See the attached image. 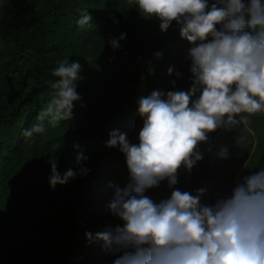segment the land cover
<instances>
[{"label":"trees","instance_id":"1","mask_svg":"<svg viewBox=\"0 0 264 264\" xmlns=\"http://www.w3.org/2000/svg\"><path fill=\"white\" fill-rule=\"evenodd\" d=\"M208 2L210 6L217 0ZM36 4L0 5V201L23 187L34 191L26 204L14 208L15 226L9 229L17 243L4 240L10 230L1 224L6 216L0 218V264H114L118 254L106 250L96 234L123 224L109 208L115 193L110 185L123 189L131 181L125 155L118 147L106 146L109 134L118 130L131 144H138L143 127L138 100L154 90L165 94L190 90L193 45L181 38L182 26L175 21L162 31L159 18L145 16L137 0H39ZM84 14H90L92 21L80 27L77 21ZM95 34L108 41L111 54L106 62L116 69L112 86L96 82L93 74L81 69L76 81L81 99L74 102L71 118L58 124L62 128L54 136L26 138L24 131L53 98L52 84L59 79L53 70L61 61L71 63L76 43ZM121 34H126L125 39H119ZM113 38L119 45L115 49ZM61 52L64 60L59 58ZM97 78L100 81L99 74ZM249 119L248 129L241 124L208 133V140L196 149L203 159L191 173L182 166L174 187L194 196L204 189L201 203L213 205L230 195L244 176L264 168V113ZM44 124L50 126L47 119ZM30 144L33 155L23 156ZM225 148L228 157L222 158ZM80 153L87 159L77 163ZM52 164L61 176L71 169L76 178L53 188ZM19 167L34 171L36 179H24ZM83 168L90 171L82 174ZM171 191L166 179L145 195L159 203ZM86 233L92 234L91 240ZM12 246L23 249L11 252Z\"/></svg>","mask_w":264,"mask_h":264},{"label":"clouds","instance_id":"2","mask_svg":"<svg viewBox=\"0 0 264 264\" xmlns=\"http://www.w3.org/2000/svg\"><path fill=\"white\" fill-rule=\"evenodd\" d=\"M137 4L145 16L159 18L162 31L173 21L182 26L181 38L193 45L192 86L166 94L154 90L138 100L143 118L138 144L118 130L109 134L106 146L125 155L131 182L123 189L110 185L115 193L109 208L123 224L97 233L96 239L118 254L114 264H264V168L244 176L230 195L213 205L201 203L204 189L194 196L174 187L182 166L191 173L203 159L196 149L208 133L241 124L248 129L249 117L264 113V0H217L210 6L208 0ZM91 21L84 14L77 24L84 27ZM110 43L114 49L119 46L115 38ZM81 69L79 61L65 60L53 70L59 78L52 84L53 98L38 122L24 131L26 138L45 133V119L56 127L71 118L74 102L81 99L76 91ZM172 72L169 68L168 74ZM220 155L227 158L228 150ZM86 159L80 153L77 163ZM76 176L71 169L61 176L52 164L50 184L65 185ZM166 179L172 189L169 198L157 203L145 195ZM86 236L92 239L91 233Z\"/></svg>","mask_w":264,"mask_h":264},{"label":"rangeland","instance_id":"3","mask_svg":"<svg viewBox=\"0 0 264 264\" xmlns=\"http://www.w3.org/2000/svg\"><path fill=\"white\" fill-rule=\"evenodd\" d=\"M39 0H0V5L5 6H15V7H29L38 5ZM29 3V4H27ZM110 48L108 46V41L106 40V37L103 35L95 34L93 37L88 39L87 37H84L83 40L79 41L75 45V53L72 61H79V63L82 66L83 71H86L88 75H94L96 82H99L100 84H103L106 87L112 86L113 82L115 81L116 76V69L113 64L106 62V55H110ZM64 52H61L59 58L60 60H64ZM110 58V57H109ZM65 61V60H64ZM110 61V59H109ZM97 74L100 76V81L97 78ZM92 75V76H93ZM36 118V123H37ZM46 131L43 134H34L36 137H50L54 136L57 132L60 131L62 128L61 126L52 127L50 124L49 127H45ZM58 134V133H57ZM33 147L32 144L29 146H26L24 150L22 151V155H33ZM42 158L44 155H40ZM27 158V157H26ZM27 167H19V170L17 171L19 175L23 176L24 179L34 181L36 178L35 172L30 170ZM15 192L9 193L8 195L4 196V199L0 201V218L3 216H6V221L1 222V224L4 227V230L9 231L11 227L15 226V217L16 212L14 210L15 207L17 209L21 207L22 205L26 204L30 198L33 196V189L23 187L21 190ZM14 213V215H13ZM6 236L4 240L6 242H10V244L17 243L16 236H13L11 233V230L9 233H5ZM12 237V239L10 238ZM3 243H0V245ZM6 248V247H5ZM23 249V248H21ZM19 247L12 246V248L9 250L11 252H18ZM25 252L30 255L33 258H39V256L35 255L31 251L25 250Z\"/></svg>","mask_w":264,"mask_h":264}]
</instances>
